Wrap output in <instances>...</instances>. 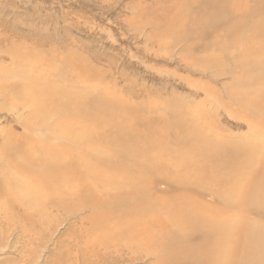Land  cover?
<instances>
[{
  "label": "bare ground",
  "instance_id": "1",
  "mask_svg": "<svg viewBox=\"0 0 264 264\" xmlns=\"http://www.w3.org/2000/svg\"><path fill=\"white\" fill-rule=\"evenodd\" d=\"M142 2L132 6L154 42L175 43L199 74L197 104L129 101L75 47L10 41L0 96L34 117L2 136L5 169L25 184L10 195L73 219L74 252L58 249V264H264V0ZM228 116L247 130L219 126ZM10 200L0 202L7 222Z\"/></svg>",
  "mask_w": 264,
  "mask_h": 264
},
{
  "label": "rangeland",
  "instance_id": "2",
  "mask_svg": "<svg viewBox=\"0 0 264 264\" xmlns=\"http://www.w3.org/2000/svg\"><path fill=\"white\" fill-rule=\"evenodd\" d=\"M135 1H143L142 5L146 7L150 4V0H0V65L5 71L14 66L5 52L10 41L23 40L22 44L43 50L53 47L65 51L67 46H72L100 69V78L111 89L115 88L113 93L120 97L135 103L146 99L145 103L149 101L148 98H176L179 95L189 105L196 103L198 98L194 99L193 93L197 86L190 81L197 80L199 74L184 67L186 58L180 54L181 49L175 43L167 45L166 39L158 37L154 42L150 36L149 17L137 16V8L132 6ZM22 35L26 36L25 39ZM217 49L221 57L229 55L228 49ZM212 50L215 49H208ZM192 59L195 61V58ZM231 67L230 64L222 68ZM200 76L198 86L202 82L207 83L206 77ZM209 83L213 84V81ZM0 97L1 149L6 133L20 134L22 127L19 121L30 122L34 117L30 113L33 110L31 107L11 105L4 99L5 96ZM205 106L214 109L211 103ZM218 121L219 126L231 134L247 130L244 122L237 118L228 116ZM3 160L0 157V202L12 199L8 216L13 212L16 220L19 217L17 221L21 225L15 219L5 221L0 212V264H58L53 257L58 249L74 252L73 240H70L68 233L65 234L73 219H65L68 212L59 211L56 215L55 211L51 213L49 209L46 213H40L38 206L29 211L19 204V200L15 203L13 200L18 198L10 193L15 189L24 191L25 184L20 177H16L13 168L5 169ZM4 189L9 191L6 193L7 199ZM64 258L60 264H77V258L75 260L72 255L69 259Z\"/></svg>",
  "mask_w": 264,
  "mask_h": 264
}]
</instances>
